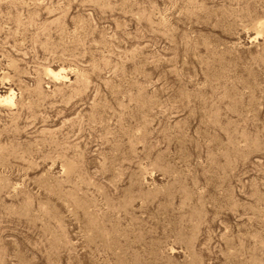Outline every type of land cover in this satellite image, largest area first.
<instances>
[{"label":"rangeland","instance_id":"1","mask_svg":"<svg viewBox=\"0 0 264 264\" xmlns=\"http://www.w3.org/2000/svg\"><path fill=\"white\" fill-rule=\"evenodd\" d=\"M0 264H264V0H0Z\"/></svg>","mask_w":264,"mask_h":264},{"label":"bare ground","instance_id":"2","mask_svg":"<svg viewBox=\"0 0 264 264\" xmlns=\"http://www.w3.org/2000/svg\"><path fill=\"white\" fill-rule=\"evenodd\" d=\"M2 97V96H1Z\"/></svg>","mask_w":264,"mask_h":264}]
</instances>
